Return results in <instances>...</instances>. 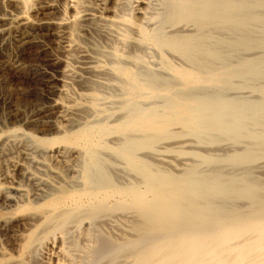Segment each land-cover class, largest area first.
<instances>
[{"label": "bare ground", "instance_id": "bare-ground-1", "mask_svg": "<svg viewBox=\"0 0 264 264\" xmlns=\"http://www.w3.org/2000/svg\"><path fill=\"white\" fill-rule=\"evenodd\" d=\"M92 229L106 264H264V0H0V264H92Z\"/></svg>", "mask_w": 264, "mask_h": 264}, {"label": "rangeland", "instance_id": "rangeland-1", "mask_svg": "<svg viewBox=\"0 0 264 264\" xmlns=\"http://www.w3.org/2000/svg\"><path fill=\"white\" fill-rule=\"evenodd\" d=\"M32 51V54L25 62V66L21 71L22 73L20 72L19 74L12 77V83L13 85L15 84L14 87L17 86L16 88H20V95L18 96L16 102L23 109H25L27 114H30L34 107L36 108L38 105L46 102V98L49 95L48 88L51 83L49 79L50 75H52V71H56V68H58L51 61V57L47 55H41L42 53L35 54L36 51L34 49ZM21 127L23 129L25 128L23 126ZM101 230L99 231L96 229H92V234L95 238L94 251L90 254V261L92 260V264H104V262L106 264L111 254L110 245H106L104 243L106 232H103L104 230ZM7 254L10 253L7 252Z\"/></svg>", "mask_w": 264, "mask_h": 264}]
</instances>
